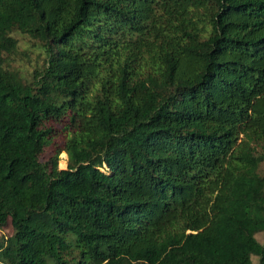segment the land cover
I'll use <instances>...</instances> for the list:
<instances>
[{"label": "trees", "instance_id": "1", "mask_svg": "<svg viewBox=\"0 0 264 264\" xmlns=\"http://www.w3.org/2000/svg\"><path fill=\"white\" fill-rule=\"evenodd\" d=\"M9 222L0 264H264V0H0Z\"/></svg>", "mask_w": 264, "mask_h": 264}, {"label": "rangeland", "instance_id": "2", "mask_svg": "<svg viewBox=\"0 0 264 264\" xmlns=\"http://www.w3.org/2000/svg\"><path fill=\"white\" fill-rule=\"evenodd\" d=\"M20 37V49L18 53L17 64L26 72H32L35 67L43 63V50L37 46L33 45V42L23 36ZM68 165V155L63 152L60 159V167L67 168ZM102 170L107 171L104 167ZM0 232H4L6 235L11 236L13 233L12 223L9 222L5 228H0ZM260 241L264 242V234L258 235ZM254 262H257V257H253Z\"/></svg>", "mask_w": 264, "mask_h": 264}]
</instances>
